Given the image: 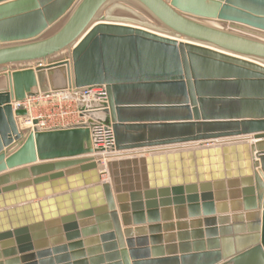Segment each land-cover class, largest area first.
I'll use <instances>...</instances> for the list:
<instances>
[{
  "label": "water",
  "instance_id": "water-1",
  "mask_svg": "<svg viewBox=\"0 0 264 264\" xmlns=\"http://www.w3.org/2000/svg\"><path fill=\"white\" fill-rule=\"evenodd\" d=\"M204 20L264 34V0H0V264H264V41ZM95 86L106 182L88 126L12 107Z\"/></svg>",
  "mask_w": 264,
  "mask_h": 264
},
{
  "label": "built area",
  "instance_id": "built-area-1",
  "mask_svg": "<svg viewBox=\"0 0 264 264\" xmlns=\"http://www.w3.org/2000/svg\"><path fill=\"white\" fill-rule=\"evenodd\" d=\"M106 103V93L103 86L72 89L60 92L38 93L12 105L14 110L26 112L18 120L28 126V131H52L78 126H88L93 149L102 150L100 174L108 179L105 155L108 156L114 147V136L111 127L104 125L103 104ZM99 110L101 117L94 118Z\"/></svg>",
  "mask_w": 264,
  "mask_h": 264
},
{
  "label": "rangeland",
  "instance_id": "rangeland-1",
  "mask_svg": "<svg viewBox=\"0 0 264 264\" xmlns=\"http://www.w3.org/2000/svg\"><path fill=\"white\" fill-rule=\"evenodd\" d=\"M107 11L111 18L127 20L141 25H146L150 27H156L157 24L144 10L139 6L127 2H116L108 7ZM204 23L215 28L235 32L243 36H247L253 39L264 41V34L255 30H251L246 27L239 26L241 30L234 29L228 23L214 21V20H204ZM67 55V52L64 53ZM22 125V123H20ZM22 130H27L25 126H21ZM112 161V160H111ZM105 179V177L103 178Z\"/></svg>",
  "mask_w": 264,
  "mask_h": 264
},
{
  "label": "bare ground",
  "instance_id": "bare-ground-1",
  "mask_svg": "<svg viewBox=\"0 0 264 264\" xmlns=\"http://www.w3.org/2000/svg\"><path fill=\"white\" fill-rule=\"evenodd\" d=\"M0 86H3V84H2V82L0 83ZM99 113V114H98ZM102 116V114H101V112L99 111V110H97L94 114H93V117L94 118H97V117H101ZM22 123V122H21ZM21 126H25L26 127V129L27 130H29V128H28V126L27 125H25V124H22ZM220 143V142H219ZM215 144V143H214ZM187 147H192V146H187ZM152 151H150V152H146V151H143V152H137V153H141L140 154V156H142V157H145V156H147L148 154L147 153H151ZM111 153V152H110ZM142 153H144V154H142ZM99 156H101V154H99L98 155V157ZM140 156H138V157H140ZM104 157H106V158H104V159H107L106 160V162L108 163L109 161H111L113 158H118V156L117 155H115V154H113V153H111L110 155H108V156H104ZM107 165V164H106ZM103 168V167H102ZM101 168V169H102ZM103 182H106V181H108V179L107 178H105V181L104 180H102Z\"/></svg>",
  "mask_w": 264,
  "mask_h": 264
},
{
  "label": "crops",
  "instance_id": "crops-1",
  "mask_svg": "<svg viewBox=\"0 0 264 264\" xmlns=\"http://www.w3.org/2000/svg\"><path fill=\"white\" fill-rule=\"evenodd\" d=\"M5 88V86H0V89H4ZM99 114V113H98ZM21 122H19V127H20V129H21V124H20ZM104 181H105V179H104Z\"/></svg>",
  "mask_w": 264,
  "mask_h": 264
}]
</instances>
